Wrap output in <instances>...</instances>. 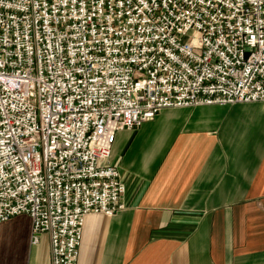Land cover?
<instances>
[{
  "label": "built area",
  "instance_id": "obj_1",
  "mask_svg": "<svg viewBox=\"0 0 264 264\" xmlns=\"http://www.w3.org/2000/svg\"><path fill=\"white\" fill-rule=\"evenodd\" d=\"M264 102V0H0V223L77 264L125 207L116 133L167 107Z\"/></svg>",
  "mask_w": 264,
  "mask_h": 264
},
{
  "label": "crops",
  "instance_id": "obj_2",
  "mask_svg": "<svg viewBox=\"0 0 264 264\" xmlns=\"http://www.w3.org/2000/svg\"><path fill=\"white\" fill-rule=\"evenodd\" d=\"M125 207L86 215L77 264H264V102L167 107L117 131ZM32 219L0 223V264H52Z\"/></svg>",
  "mask_w": 264,
  "mask_h": 264
}]
</instances>
